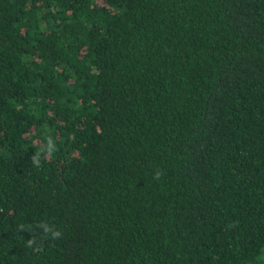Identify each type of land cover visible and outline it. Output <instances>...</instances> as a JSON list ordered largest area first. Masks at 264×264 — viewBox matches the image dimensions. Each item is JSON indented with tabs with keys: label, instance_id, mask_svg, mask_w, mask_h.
<instances>
[{
	"label": "trees",
	"instance_id": "trees-1",
	"mask_svg": "<svg viewBox=\"0 0 264 264\" xmlns=\"http://www.w3.org/2000/svg\"><path fill=\"white\" fill-rule=\"evenodd\" d=\"M55 231L264 240V0H0V240ZM0 264H264V241H0Z\"/></svg>",
	"mask_w": 264,
	"mask_h": 264
},
{
	"label": "clouds",
	"instance_id": "clouds-1",
	"mask_svg": "<svg viewBox=\"0 0 264 264\" xmlns=\"http://www.w3.org/2000/svg\"><path fill=\"white\" fill-rule=\"evenodd\" d=\"M38 156H39V153H37L36 156H33V157H32L33 163H34L36 166H39V164H40V159H38ZM160 175H161V173L158 171V172L156 173V175H155L154 178H155V179H159V178H160ZM40 227H44L45 234L48 233L49 229H48L45 225L41 224ZM20 228L23 229V228H24V225H20ZM61 236H62V233L59 232V231H55V232H53V233L51 234V238H52L53 240H55V239H59ZM33 243H34L33 240H29V241H28V246L31 247Z\"/></svg>",
	"mask_w": 264,
	"mask_h": 264
}]
</instances>
